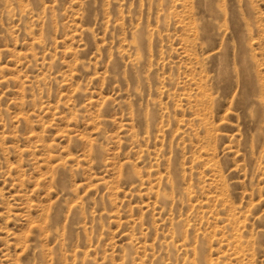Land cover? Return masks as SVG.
<instances>
[{"label": "rangeland", "instance_id": "374dc122", "mask_svg": "<svg viewBox=\"0 0 264 264\" xmlns=\"http://www.w3.org/2000/svg\"><path fill=\"white\" fill-rule=\"evenodd\" d=\"M0 264H264V0H0Z\"/></svg>", "mask_w": 264, "mask_h": 264}]
</instances>
